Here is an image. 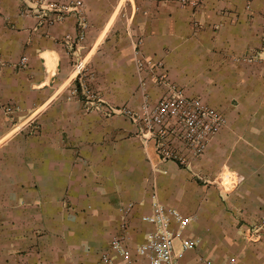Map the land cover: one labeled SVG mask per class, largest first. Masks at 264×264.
I'll use <instances>...</instances> for the list:
<instances>
[{
    "label": "crops",
    "instance_id": "crops-1",
    "mask_svg": "<svg viewBox=\"0 0 264 264\" xmlns=\"http://www.w3.org/2000/svg\"><path fill=\"white\" fill-rule=\"evenodd\" d=\"M80 1L88 30L77 46L74 16L40 26L20 14V0H0V264H95L121 233L128 246L143 241L150 226L140 217L155 200L187 226L207 219L226 240L229 229L241 236L256 227L264 214V0ZM138 42L183 95L224 118L205 153L187 156V169L161 162L124 117L88 112L72 94L73 62L88 52L97 98L135 112L144 99L157 104L164 91L138 71ZM248 246L252 264H264V240Z\"/></svg>",
    "mask_w": 264,
    "mask_h": 264
},
{
    "label": "built area",
    "instance_id": "built-area-1",
    "mask_svg": "<svg viewBox=\"0 0 264 264\" xmlns=\"http://www.w3.org/2000/svg\"><path fill=\"white\" fill-rule=\"evenodd\" d=\"M20 14L33 17L40 26H50L67 17L76 18L77 33L72 43L80 46L86 37L88 23L82 14L80 0L58 3L46 0H20ZM72 39L65 37L64 42ZM138 71L146 70L154 76L163 95L155 105L144 99L138 112L128 108H114L91 94L87 89L81 91V100L88 112L95 111L105 116H122L139 128L138 137L145 144L153 142L159 160L163 163L174 162L185 169L189 168L187 156L191 159L201 157L211 139L224 126V118L214 109L205 106L198 99L183 95L182 91L171 84L162 61L152 62L141 55L139 42L133 46ZM248 60H251L248 59ZM26 58L22 57L20 68L25 67ZM72 94H76L73 90ZM77 95V94H76ZM172 141L181 145L176 151ZM132 207L128 205L122 216H128ZM140 221L150 226L143 241L130 251L123 233L115 237L109 245V252L102 253L95 264H212L200 263L198 259L186 262V254L199 245L196 238H185L188 220L179 211L153 201L148 214ZM125 231V223L121 225ZM242 236L249 242L264 240V214L256 227L247 228ZM179 249H175V242Z\"/></svg>",
    "mask_w": 264,
    "mask_h": 264
},
{
    "label": "rangeland",
    "instance_id": "rangeland-1",
    "mask_svg": "<svg viewBox=\"0 0 264 264\" xmlns=\"http://www.w3.org/2000/svg\"><path fill=\"white\" fill-rule=\"evenodd\" d=\"M73 64L75 65L73 69L74 73L79 72L78 78L74 82L73 90H76V94H78L79 97H81L82 95L81 91L86 89L95 97H97L95 95L94 86L95 68L92 63V59L89 56V53H81L76 61L73 62ZM224 183L227 184V182L225 181ZM227 232H231L232 234L230 240H226V238L221 233L216 234L213 230L212 222L208 221L207 219H202V217H194L192 227H190V225L186 227L184 236L185 238L198 239L199 245L192 251L187 252L188 255L186 256V261L190 260L191 258H193L192 260L194 261L197 258L200 263L207 262L212 264H252L251 257L254 258L257 256L253 251V248L248 246L252 244V242L244 239L242 235L239 236L236 229H229ZM108 243L101 251V253H97V256L98 254L109 252L110 244ZM134 245H136V243H134ZM134 245L132 243L129 244V246L127 245L130 251H132ZM175 249H179L178 241L175 242Z\"/></svg>",
    "mask_w": 264,
    "mask_h": 264
}]
</instances>
